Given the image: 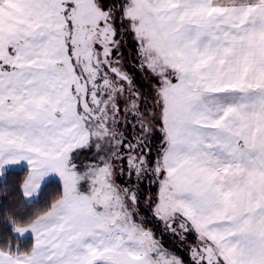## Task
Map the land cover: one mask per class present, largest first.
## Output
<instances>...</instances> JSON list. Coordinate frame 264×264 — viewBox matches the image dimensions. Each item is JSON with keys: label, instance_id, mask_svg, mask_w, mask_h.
I'll use <instances>...</instances> for the list:
<instances>
[{"label": "snow or ice", "instance_id": "6c2138e0", "mask_svg": "<svg viewBox=\"0 0 264 264\" xmlns=\"http://www.w3.org/2000/svg\"><path fill=\"white\" fill-rule=\"evenodd\" d=\"M0 185V264H264V0H0Z\"/></svg>", "mask_w": 264, "mask_h": 264}, {"label": "trees", "instance_id": "16d2710c", "mask_svg": "<svg viewBox=\"0 0 264 264\" xmlns=\"http://www.w3.org/2000/svg\"><path fill=\"white\" fill-rule=\"evenodd\" d=\"M9 180V186L11 187V185L15 184L16 181L18 180V177H8L7 178ZM9 195H11L9 193ZM4 198V193H3V185H0V199Z\"/></svg>", "mask_w": 264, "mask_h": 264}]
</instances>
